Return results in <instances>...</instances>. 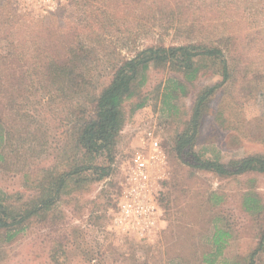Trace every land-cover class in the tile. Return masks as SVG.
Returning <instances> with one entry per match:
<instances>
[{
  "label": "rangeland",
  "instance_id": "374dc122",
  "mask_svg": "<svg viewBox=\"0 0 264 264\" xmlns=\"http://www.w3.org/2000/svg\"><path fill=\"white\" fill-rule=\"evenodd\" d=\"M12 4L21 20L20 40L31 37L34 24L43 20L59 33H75L71 42L91 48L88 73L93 83L86 87L91 95L99 94L124 59L160 43L221 48L231 78L203 116L195 156L181 158L174 150L175 140L186 127L195 94L221 83L222 76L200 74L189 83V94L175 102L177 109L169 111L157 89L172 73L152 69L142 88L149 96L145 106L133 113L125 109L110 174L102 180L88 174L80 193L64 195L25 231L11 238L1 233L0 264H206L204 256L215 251L211 240L222 230L232 237L215 264L236 259L247 264L242 259L264 237V174L222 176L193 165L195 157H216L228 167L232 161L264 153V0H12ZM178 75L183 77L182 72ZM42 94L27 102L33 117L30 134H18L0 160V191L17 207L38 193L37 181L46 169L63 172L86 164L66 145L67 131L76 120L71 101ZM76 99L90 109L89 98ZM149 131L161 142L169 163V178L158 190L165 223L158 234L137 239L116 230L112 217L131 158L145 145L142 138ZM255 264H264V250Z\"/></svg>",
  "mask_w": 264,
  "mask_h": 264
},
{
  "label": "trees",
  "instance_id": "16d2710c",
  "mask_svg": "<svg viewBox=\"0 0 264 264\" xmlns=\"http://www.w3.org/2000/svg\"><path fill=\"white\" fill-rule=\"evenodd\" d=\"M20 21L12 0H0V160H4L8 147L18 134H30L33 117L27 102L37 93H43L41 96H49L50 99L68 98L71 101V114L76 120L71 121L66 145L86 164L72 165L63 172L46 169L37 181L38 193L20 207L8 203L0 191V234L11 238L25 231L34 219L48 213L64 195L80 193L88 174L98 176V180L110 174V163L126 121L125 109L129 107L133 113L145 106L149 96L142 94V88L147 84L152 69H168L172 73L157 89L158 93L161 90L162 104L169 111L177 109L175 102L189 94V83H194L200 74L217 73L222 76L221 83L201 88L195 94L186 127L175 140L174 150L178 157L195 156L193 149L203 116L219 88L231 78L230 65L221 48L204 43L170 47L162 43L153 44L114 67L110 82L98 95H91V91L86 89L93 83L88 73L91 48L86 49L77 41L71 42L69 39H74L75 33H59V29H53L43 20L34 24L31 37L20 40ZM179 72L183 77H179ZM76 95L89 98L90 109L80 100H74ZM100 158L104 162L98 164ZM194 161V165L191 163L194 167L222 176L251 172L264 174V153L232 161L228 167L216 157H195ZM117 210L118 204L114 215ZM231 237L226 230L218 231L211 240L215 251L205 255L203 261L215 264ZM256 245L255 250L242 259L243 263L255 264L259 253L264 250V237ZM234 261L228 262L240 264L238 259Z\"/></svg>",
  "mask_w": 264,
  "mask_h": 264
},
{
  "label": "built area",
  "instance_id": "2783aa9c",
  "mask_svg": "<svg viewBox=\"0 0 264 264\" xmlns=\"http://www.w3.org/2000/svg\"><path fill=\"white\" fill-rule=\"evenodd\" d=\"M127 171L113 226L137 239H147L164 228V210L158 201L160 185L169 178V163L157 136L149 131L142 138Z\"/></svg>",
  "mask_w": 264,
  "mask_h": 264
}]
</instances>
